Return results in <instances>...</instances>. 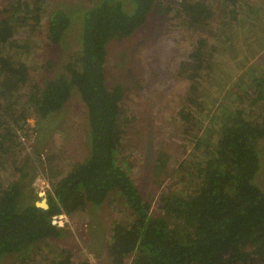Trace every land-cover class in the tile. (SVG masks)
<instances>
[{
  "label": "trees",
  "instance_id": "trees-1",
  "mask_svg": "<svg viewBox=\"0 0 264 264\" xmlns=\"http://www.w3.org/2000/svg\"><path fill=\"white\" fill-rule=\"evenodd\" d=\"M42 1L32 7L18 0L0 10V159L20 145L14 142L12 125L25 130L24 120L31 113L47 119L73 94L87 110L89 154L53 186L47 209L19 201L23 187L18 182L0 189V258L17 254L21 264H28L25 260L37 243L62 237L54 216H69L88 203L99 206L114 195L130 212L132 223L112 225L106 248L113 264L243 262L239 248L264 233V192L255 184L264 159V116L259 120L254 110L264 106V0H217L222 10L215 14L208 0H169L175 8L155 6L154 0H130L131 11L124 10L123 0H100L78 10V60L38 83L25 56L34 39L40 40L41 9L36 6ZM174 9L182 25H220L215 39L209 36L194 44L188 61L181 63L186 79L203 77L212 83L226 65L233 71L224 81L208 85V93L185 97L178 116L193 149L173 173L179 176V188L160 194L154 216L120 156L125 112L122 89H108L105 82L106 48L112 39L130 37L151 12L169 14ZM70 24L71 17L61 10L51 13L47 40L62 44ZM232 31L236 39L229 43ZM230 52L232 58L227 57ZM228 84L231 91L226 93ZM22 91L27 97L19 104ZM195 128L201 132L198 137L192 134ZM157 156L155 169L161 171L167 156L162 150ZM50 264L73 263L65 256L54 257Z\"/></svg>",
  "mask_w": 264,
  "mask_h": 264
},
{
  "label": "rangeland",
  "instance_id": "rangeland-1",
  "mask_svg": "<svg viewBox=\"0 0 264 264\" xmlns=\"http://www.w3.org/2000/svg\"><path fill=\"white\" fill-rule=\"evenodd\" d=\"M16 1L18 0H0V10L10 8ZM21 1L28 2L32 7L36 4V0ZM99 1L38 2L36 7L41 9L42 19V29L38 34L40 40L35 42L36 38L34 39L33 46L29 47L25 56L34 81L42 83L62 74L68 62L78 60L81 27V21L76 20L78 10L91 8ZM154 1L155 6H175L169 0ZM208 2L214 14L222 10L217 0ZM122 3L124 10L133 9L130 0H123ZM57 10L71 17L70 30L62 38V44L58 45L47 40L45 29L49 15ZM218 28L219 23L195 27L182 25L175 9L169 14L157 15L151 12L145 23L130 37L112 39L107 44L105 82L108 89H122L120 102L125 112L120 156L127 164L129 175L143 198L151 203V213L154 216L158 214L157 201L160 194L168 192L170 188H179V176L174 177L173 173L179 172V165L185 164L193 149L190 147L189 134L184 133L178 116L185 97L193 93H208L209 86H214L217 81H224V77L233 71L226 65L221 73H216L218 78L212 83H206L208 81L203 77L190 81L181 72L180 65L190 58L192 46L209 36L212 40L215 39ZM233 32L228 33V36L231 34L229 43L236 39ZM240 41L242 42L241 36ZM227 54V57L232 58L234 53ZM255 57L251 60L257 61L258 56ZM230 91L228 84L225 92ZM17 96L19 104L27 97L24 91ZM5 106L4 103L3 109ZM254 110L258 119H263L264 106L257 105ZM86 111L79 97L73 94L63 108L47 119L38 120L31 113L24 120L25 130L21 124L17 127L12 125V132L17 139L14 142H19L20 145L0 159V189L18 182L23 187L19 201L34 203L45 200L47 203L48 196L54 193L53 186L87 159L89 147ZM192 134L198 137L201 132L195 128ZM160 145L162 146L159 147ZM159 150L167 156L161 171L155 169ZM261 161V170L256 176L255 184L264 192L262 157ZM63 217H58L55 225L63 230L62 237L37 243L34 251L29 252L25 263L50 264L54 257L58 259L70 256L73 264H113L106 248L112 225L118 223L126 227L132 223L130 212L114 195L108 196L99 206L88 203L83 209L69 216L64 214ZM260 251H264V233L261 238L251 239L248 244L239 248V252L244 253L245 260L236 263L264 264V252L259 254ZM129 261L126 259L127 263ZM0 264H21V261L15 254L0 258Z\"/></svg>",
  "mask_w": 264,
  "mask_h": 264
},
{
  "label": "water",
  "instance_id": "water-1",
  "mask_svg": "<svg viewBox=\"0 0 264 264\" xmlns=\"http://www.w3.org/2000/svg\"><path fill=\"white\" fill-rule=\"evenodd\" d=\"M35 206L38 207V208H41V209H47V204H46V202L44 200L40 201V202L39 201L35 202Z\"/></svg>",
  "mask_w": 264,
  "mask_h": 264
},
{
  "label": "built area",
  "instance_id": "built-area-1",
  "mask_svg": "<svg viewBox=\"0 0 264 264\" xmlns=\"http://www.w3.org/2000/svg\"><path fill=\"white\" fill-rule=\"evenodd\" d=\"M52 197H53V196H52ZM62 215H63V214H61L60 216H57L56 218L54 217L53 220H57L58 217L61 218V219L64 218V217H63L64 215H63V216H62ZM55 223H57V222L55 221Z\"/></svg>",
  "mask_w": 264,
  "mask_h": 264
},
{
  "label": "clouds",
  "instance_id": "clouds-1",
  "mask_svg": "<svg viewBox=\"0 0 264 264\" xmlns=\"http://www.w3.org/2000/svg\"><path fill=\"white\" fill-rule=\"evenodd\" d=\"M52 196H53V195H52ZM44 201H45V200H44ZM45 202H46V201H45ZM46 204H47V203H46ZM60 215H61V214H60ZM63 215H64V214H63ZM58 216H59V215H58ZM54 217L56 218L57 216H54ZM54 217H53V218H54ZM53 218H52L53 224L56 225V224H57V223H55L56 220H53Z\"/></svg>",
  "mask_w": 264,
  "mask_h": 264
},
{
  "label": "bare ground",
  "instance_id": "bare-ground-1",
  "mask_svg": "<svg viewBox=\"0 0 264 264\" xmlns=\"http://www.w3.org/2000/svg\"><path fill=\"white\" fill-rule=\"evenodd\" d=\"M43 205V204H42Z\"/></svg>",
  "mask_w": 264,
  "mask_h": 264
}]
</instances>
